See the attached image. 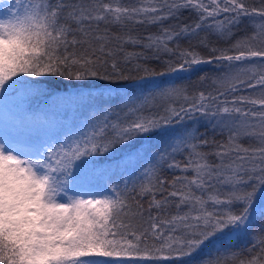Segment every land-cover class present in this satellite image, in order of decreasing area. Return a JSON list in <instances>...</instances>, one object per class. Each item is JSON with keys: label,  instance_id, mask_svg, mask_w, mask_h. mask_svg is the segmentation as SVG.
Listing matches in <instances>:
<instances>
[{"label": "snow or ice", "instance_id": "snow-or-ice-1", "mask_svg": "<svg viewBox=\"0 0 264 264\" xmlns=\"http://www.w3.org/2000/svg\"><path fill=\"white\" fill-rule=\"evenodd\" d=\"M0 10V264H264V96L227 99L264 87V0H13ZM129 25L159 30L134 36ZM241 25L251 33L228 48L200 36L231 39ZM213 63L223 72L216 93L189 95L182 81ZM45 77L87 89L78 96L94 112L83 132L41 140L39 117L10 107L43 94ZM156 101L163 113L144 115ZM125 148L139 172L113 182L100 158ZM97 178L103 189L69 194L70 180Z\"/></svg>", "mask_w": 264, "mask_h": 264}, {"label": "trees", "instance_id": "trees-1", "mask_svg": "<svg viewBox=\"0 0 264 264\" xmlns=\"http://www.w3.org/2000/svg\"><path fill=\"white\" fill-rule=\"evenodd\" d=\"M13 0H0V4L8 5L11 4ZM121 2L125 5H136L138 0H121ZM247 4L250 6L259 7L260 0H246ZM4 15V12L0 10V17ZM182 19L185 22L191 23L192 20L195 19L193 13L189 11H185L183 13ZM168 23H171L169 21ZM103 28L104 25H101ZM112 31H119L115 26H109ZM129 30L131 34L136 36H144L149 32L155 33L158 32L159 26L158 25H129ZM235 35L231 39H222L218 38L216 35L201 32L200 36L205 37L207 36L211 44L218 48H228L231 46L232 43L235 42L236 39L241 38L246 34L251 33V28H246L244 25H241L238 29H233ZM193 45L197 44L196 40L192 41ZM181 47H188L189 41L188 40H181L180 41ZM126 50L129 52H139L142 51L139 46H126ZM197 51L200 53L201 56L207 58L212 55L207 48L202 46L197 47ZM167 58V57H165ZM256 60L257 58H253ZM140 64L146 65L151 68H155L160 70L161 64L156 60H139ZM135 62H130L127 64L121 63L122 68L126 71L130 70L133 75L136 74V70L134 68ZM244 66H252L251 62H243ZM222 70L215 64H205L199 66V71L193 72L188 74L183 83L188 85V94L193 95L198 91H205L212 92L213 94L216 93L219 85L214 83L218 77L222 76ZM203 77L204 79H201ZM243 79H248L247 74H242ZM43 79V88L45 89L43 94L40 95H32V96H25L22 100L13 101L10 104V107L13 111L16 110V104H22L23 110L27 112L29 115L35 114L39 117L41 128L43 129L39 133L33 132V136H38L41 140L48 141V140H62L64 137L67 136H76L79 133L85 130L86 124L92 119L94 109L92 106L88 104L86 100L81 99L78 96V92L80 91H87V89H80L78 87L80 82L75 81H68L63 78L59 77H45ZM181 83V81H178ZM236 96H247L253 99H258L264 96V87L256 86L255 88H241L240 91L231 93L227 99L231 100L233 97ZM224 99V97H221ZM119 101L113 97V106L118 104ZM184 103L182 100L176 101L177 106L179 104ZM46 106V108L41 109L42 107ZM239 107H251V105L241 104L237 105ZM41 109V110H40ZM46 110V112H43ZM163 113V106L160 101H156L155 104L148 105L145 109L143 114L150 115V114H162ZM196 127L199 129L200 132H207L208 137L212 138L214 133L212 132L210 127H206L202 122ZM18 138L14 133H10L9 139ZM215 138L217 140L224 139L225 137H221L216 135ZM240 143L248 146L249 141L248 139L244 138L241 139ZM139 147V145H137ZM123 148V146H122ZM127 149H123L122 151L115 152L113 155L106 156L100 158V162L102 163L103 167L108 169V176L113 182H120L124 179L133 178L139 172L138 166L135 162L128 164L126 162L127 156ZM179 158V157H178ZM75 174V173H74ZM164 176L171 178L173 175L172 172L165 169ZM105 181L103 179H93L88 182H84L79 186H74L70 180L69 187L72 189L69 194L75 195L80 192H88L94 190L103 189ZM159 198V197H158ZM148 197H145L141 203L144 204V207L147 208V201ZM176 209L169 208L165 212L160 213L161 218H167L170 215L175 214ZM152 215H157L155 209L152 210ZM147 219V213H145V220ZM145 226H147L145 224ZM178 234V233H177ZM221 251H225L226 249H220ZM206 253H215L216 248H209L205 250Z\"/></svg>", "mask_w": 264, "mask_h": 264}, {"label": "rangeland", "instance_id": "rangeland-1", "mask_svg": "<svg viewBox=\"0 0 264 264\" xmlns=\"http://www.w3.org/2000/svg\"><path fill=\"white\" fill-rule=\"evenodd\" d=\"M44 108H46V106L42 107L41 109H44ZM41 109H40V110H41ZM43 112H46V110H44ZM17 139H18V138L10 139V142H15Z\"/></svg>", "mask_w": 264, "mask_h": 264}]
</instances>
